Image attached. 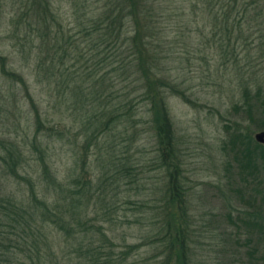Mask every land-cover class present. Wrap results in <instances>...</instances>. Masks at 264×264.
I'll return each mask as SVG.
<instances>
[{"label": "trees", "instance_id": "trees-1", "mask_svg": "<svg viewBox=\"0 0 264 264\" xmlns=\"http://www.w3.org/2000/svg\"><path fill=\"white\" fill-rule=\"evenodd\" d=\"M73 7L82 18L65 29L61 17L51 11L50 0H24L10 31L12 46L17 44L26 58L33 53L35 83L51 85L82 137L67 174L53 170L47 137L68 143L72 128L44 119L26 78L7 69L0 55L2 73L23 86L32 117L27 128L31 134L23 137L24 151L13 141H0L1 173L23 184L19 196L0 195V264H198V240L180 212L185 210L187 190L175 159L166 97L173 94L190 103L195 99L181 87L183 80L169 73L172 68L166 62L178 58L179 66H188L196 59L206 73L213 60V72L218 66L233 71L242 97L234 108L249 117L256 108L261 122L264 0H74ZM140 103L150 117L144 116ZM141 122L151 123L155 139L154 155L143 160L164 175L159 182H165V195L160 193L156 201H122L135 206L141 214L135 221H147L150 230L141 243L119 245L104 221L119 204L114 190L124 176L140 186L137 169L143 161L132 160L115 134L131 144L134 137L139 139L135 128ZM260 126L264 128V121ZM127 128L135 131L128 133ZM233 146L237 167L241 161L243 166L253 164L248 136L241 134L239 145ZM107 172L118 185L106 183ZM175 210L181 215L176 220ZM243 222L258 229L264 249L262 221L253 216ZM251 244L250 253L257 254V245ZM141 245H151L153 254L139 261L135 255ZM162 253L165 260L159 258Z\"/></svg>", "mask_w": 264, "mask_h": 264}, {"label": "rangeland", "instance_id": "rangeland-1", "mask_svg": "<svg viewBox=\"0 0 264 264\" xmlns=\"http://www.w3.org/2000/svg\"><path fill=\"white\" fill-rule=\"evenodd\" d=\"M23 2L24 0H0V55L5 57L7 69L15 70L26 78L44 119H53V122L59 121L60 126L69 125L72 128L69 137L71 141L68 139V143L61 142L55 137H47L51 141L48 142L51 166L55 173L61 176L67 174L73 161L75 164L77 144L82 137L74 121L72 122L63 111V107H60L61 98L50 91L51 85L35 83L31 76L34 66L33 53L26 58L17 44L12 46L14 42L10 33L12 22ZM73 2L74 0H50L51 11L61 17L65 29L72 27L82 18L80 12L72 11ZM197 61L192 59L188 66L186 63L179 66L178 58L166 62L167 67L169 65L172 68L171 71L169 68V73L178 75L180 81L183 80L181 87L187 88V92H191L195 99L190 103L177 95L167 94L166 97L175 131V159L187 190L185 210L180 212L198 240L194 250L195 260L198 264H253L257 257L258 264H264L261 262L264 249L260 243L263 241L258 238L256 231L258 229L247 227V222H243L254 216L255 219L262 221L264 234V144L254 138L255 133L264 131L260 126L264 120L259 122L261 119L256 108L251 117L241 115L240 109L234 108L242 97L237 84L238 77L233 71L218 66L217 73L213 72L211 60V71L201 72L200 66H196ZM139 108L144 116L150 117V114L145 112L146 107L141 103ZM30 111L31 105L24 97L23 86L13 83L3 74L0 64V141H13L24 151L23 137L28 132V125L32 123ZM135 129L140 131V136L139 139L134 137L131 144L128 138L121 141L122 139L115 134L116 140L126 146L125 149L132 160L143 161L137 169L140 186L136 187L130 181L131 177L124 176L120 187L114 190L119 204L110 210L108 219H111L104 221L108 234L119 245L141 243L143 236L150 230L147 221H135L141 215L136 212L135 206L122 201L126 199L133 202L152 199L156 201L160 193L165 195V182L162 184L159 182L164 175L161 176L157 169L151 168V161L143 160L144 157L154 155L155 139L151 123L141 122ZM135 129L127 128L128 133ZM241 134L249 137L254 159L251 165L243 166L241 161L239 166L237 162V167L234 164V153L230 149L231 143L236 144L233 146L234 149L239 145ZM0 153L4 154L2 148ZM73 173L76 171L73 170ZM135 173L133 170L132 177ZM107 175L106 183L113 182L118 185L117 181L110 178V172H107ZM21 183L9 179L0 171V195L13 192L19 196L23 187ZM156 184L159 188L153 187ZM174 208L172 206L173 210ZM180 212L175 210V220L181 217ZM246 236H250L252 240L249 238L246 240ZM251 242L257 245V254L250 253ZM150 246L141 245L137 248L136 259L141 261V257L152 256L153 249ZM165 250L168 254L167 247ZM154 252L157 253L158 250ZM163 256L164 253L159 258L165 260L166 257Z\"/></svg>", "mask_w": 264, "mask_h": 264}, {"label": "water", "instance_id": "water-1", "mask_svg": "<svg viewBox=\"0 0 264 264\" xmlns=\"http://www.w3.org/2000/svg\"><path fill=\"white\" fill-rule=\"evenodd\" d=\"M254 138L257 142L264 144V131H259L255 133Z\"/></svg>", "mask_w": 264, "mask_h": 264}]
</instances>
